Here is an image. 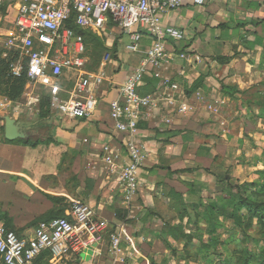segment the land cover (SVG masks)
I'll return each mask as SVG.
<instances>
[{"label":"crops","instance_id":"crops-1","mask_svg":"<svg viewBox=\"0 0 264 264\" xmlns=\"http://www.w3.org/2000/svg\"><path fill=\"white\" fill-rule=\"evenodd\" d=\"M164 22L184 37L169 43L167 62L144 76L165 99L155 110L143 111L138 123L135 139L144 159L129 205L122 200L119 169L102 161L101 150L106 144L120 146L125 159L129 136L115 129L110 102L120 98L119 86L139 66L148 41L136 54L120 56L118 50L117 58L105 63L91 117L62 121L50 115L23 124L13 116L26 135L8 141L0 116V215L21 236L30 235L41 218L66 215L72 202L81 200L107 220V232L120 229L125 264H176L172 250L180 253L183 242L164 229L181 224L191 234L202 206L225 196L228 183L259 177L264 0H209L201 6L183 0ZM165 78L178 86L173 106L166 97L171 92L162 86ZM181 102L187 104L185 113L177 110ZM4 110L9 108L0 107V114ZM248 156L257 162L255 178L247 177ZM93 248L60 260L48 254L42 263L112 264L106 234Z\"/></svg>","mask_w":264,"mask_h":264},{"label":"built area","instance_id":"built-area-1","mask_svg":"<svg viewBox=\"0 0 264 264\" xmlns=\"http://www.w3.org/2000/svg\"><path fill=\"white\" fill-rule=\"evenodd\" d=\"M208 1L193 0V4L201 6ZM3 5L13 17V29L0 41L2 58L11 59L8 72L18 78L25 70L27 87L43 86L50 96L51 116L91 117L96 108L95 93L106 78L104 65L112 60L107 55L97 70H87L83 37L66 27L69 19L77 27L97 34L112 21L129 35L131 43L124 47L129 52H139L142 42H149L139 66L119 86L120 98L110 102L115 129L129 136L123 143L125 159L120 146L106 144L101 150L102 161L119 169L122 200L129 205L140 186L138 172L144 159L142 146L135 139L138 123L143 111L155 110L165 99L157 92L140 96L138 88L150 67L157 70L167 62V45L183 39L182 30L164 22L165 16L183 5V0H0V14ZM162 86L171 92L166 97L173 106L177 84L165 78ZM18 106L0 97V107L16 111ZM177 110L185 113L187 104L179 103ZM107 229V220L81 200H74L66 215L39 221L30 235L19 236L0 222V264H38L43 253L54 259L81 257L88 249L94 250L105 234L112 264H125L126 258L120 255V229Z\"/></svg>","mask_w":264,"mask_h":264},{"label":"trees","instance_id":"trees-1","mask_svg":"<svg viewBox=\"0 0 264 264\" xmlns=\"http://www.w3.org/2000/svg\"><path fill=\"white\" fill-rule=\"evenodd\" d=\"M1 13L3 15H11V13L7 12V5H3L1 7ZM107 24L114 25L115 23L109 21ZM65 25L66 27L72 29L76 34H80L83 37L86 48L85 36L93 35L94 33L90 30L77 27L73 23V19H69ZM117 52L118 48H115L112 54H110V57L112 59H116ZM3 60L6 65V73L9 79H11L13 82H20L19 86L14 88L11 93L8 94V98L12 100L17 99V97H19L21 94V85L27 82L26 72L24 70L22 75L18 78L11 77L8 72V64L11 59ZM98 67L96 68V70L98 69ZM86 68L89 71H95L89 69L87 66ZM40 87L42 88V93L36 111L38 113L39 119H45L51 115L49 110L50 96L48 92L43 88V86ZM154 91L155 86L152 80L144 77L142 79L140 87L138 88V94L140 96H145L153 93ZM257 97L259 99L257 100V103H260L262 114H264V82L263 88L260 90ZM260 156L264 158V150L261 152ZM257 173L259 177L251 182H244L241 184L228 183L226 189L222 191L223 194L226 192L225 196L222 195V197H220L217 201L202 206V215H200L201 213L197 214L196 216L198 219L191 222L193 226V231L191 234H185L183 231V226L181 224L168 225V227L164 229L165 233L170 235L174 241L183 242V249L180 253L172 250V255L176 259V264H190L191 262L197 264V261L200 262L201 260L206 264H211V262H215V264H228L225 262V260H222L219 256H217L221 254L220 250L222 249V246L230 243L232 239L235 240L238 237H241L242 241L245 238V235H247V233L249 232L251 224L253 222H256L258 226H260V221L264 222V204H260L259 198H254V194L257 195L260 193V170ZM62 216L64 215H55L47 218H41L39 221H48L53 218ZM39 221H37V223ZM0 222H2L6 228L15 231L8 225L2 215H0ZM200 223H203L205 226L201 227ZM15 232L17 235L21 236L19 232ZM222 232L227 233V237L225 239H222L220 236ZM204 235L206 236V239L203 238ZM45 255H48V253H43L37 259L38 264H43L42 258ZM211 255L216 256V259L214 261L211 260ZM198 258L200 259L198 260ZM251 259L255 262V264H260V257L255 258L251 254L249 257L243 258L242 264H250ZM162 264L166 263L162 262Z\"/></svg>","mask_w":264,"mask_h":264},{"label":"rangeland","instance_id":"rangeland-1","mask_svg":"<svg viewBox=\"0 0 264 264\" xmlns=\"http://www.w3.org/2000/svg\"><path fill=\"white\" fill-rule=\"evenodd\" d=\"M12 18V15L0 14V41L9 31H11V29H13ZM85 43L87 55L89 57L87 67L91 70H96L98 66L100 67L103 57L107 55L110 56L113 50L118 48V46L121 47L120 56L125 54H136V52L127 53V51H125L124 47L131 43V41L129 39V35L123 33L116 24H107L98 34L94 33L93 35H86ZM19 84L20 82H13L7 76L6 65L2 58V49L0 45V97H4L8 101H11L13 105H15V103L19 104L18 108L16 109L19 112L18 114H13V109L11 108L8 111L4 110V113H1L0 116H16L18 121H21L23 124H28L34 120H37L38 113L36 109L41 98L42 88L39 85L27 87L26 83H24L21 85V94L19 97H17V99L12 100L8 98V94H10L14 88L19 86ZM235 119L238 120V117H235L234 120ZM64 120H66V118H63L62 121ZM262 133L264 134V131ZM261 137L262 136H260V148L261 146H264V138L261 139ZM253 158V156H248V161H244L245 163L243 162L247 167L246 172L249 174V176L247 175L248 178H255L256 175L254 172L258 170L256 168V159ZM242 174L244 175V171L241 173V175ZM254 198H259L260 204H264V158H262V156H260V193L257 195L254 194ZM220 236L222 239H225L227 237V233L222 232ZM220 252L221 254L217 256H219L222 260H225V262L228 264H242L243 258L249 257L250 254L255 258L260 257V264H264V222L260 221V226H258L256 222H253L249 232L247 235H245V238L242 241L241 237H238L235 240L232 239L230 243L222 246ZM210 258L214 261L216 256L211 255ZM199 259L200 258H198V260ZM57 262L58 261H56V263ZM43 264H54V262L44 261ZM190 264L194 263L191 262ZM197 264L206 263H203L201 260L200 262L197 261ZM211 264H215V262H211ZM250 264H255V262L251 259Z\"/></svg>","mask_w":264,"mask_h":264},{"label":"water","instance_id":"water-1","mask_svg":"<svg viewBox=\"0 0 264 264\" xmlns=\"http://www.w3.org/2000/svg\"><path fill=\"white\" fill-rule=\"evenodd\" d=\"M25 135L18 121L9 116L4 117V137L6 140L13 141L25 137Z\"/></svg>","mask_w":264,"mask_h":264}]
</instances>
